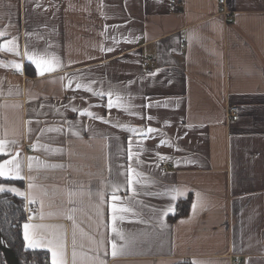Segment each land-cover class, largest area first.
Here are the masks:
<instances>
[{"label":"crops","instance_id":"1","mask_svg":"<svg viewBox=\"0 0 264 264\" xmlns=\"http://www.w3.org/2000/svg\"><path fill=\"white\" fill-rule=\"evenodd\" d=\"M219 1L0 0V162L19 153L24 177L0 186L35 198H23L21 229L44 242L24 239L27 249L49 264V239L67 264H264V0H224L227 15ZM25 53L59 67L37 75ZM100 92L119 96L120 110ZM113 185L131 210L116 258Z\"/></svg>","mask_w":264,"mask_h":264},{"label":"snow or ice","instance_id":"2","mask_svg":"<svg viewBox=\"0 0 264 264\" xmlns=\"http://www.w3.org/2000/svg\"><path fill=\"white\" fill-rule=\"evenodd\" d=\"M3 35L4 33L0 32V36H3ZM107 51H111V49H107ZM16 54L19 55L18 52ZM25 55H28V54L25 53ZM28 60L30 61L32 65H34L37 75H44L46 73H51L57 70L59 67L58 62H52L50 60L44 59L43 57L37 58L31 55H28ZM14 67L18 71L22 72L23 70L21 64H15ZM68 87L71 88V84H69ZM81 87L82 86L80 84L76 85L77 89H80ZM85 90L92 91L91 89H85ZM93 94H97L101 98H103L104 96H107L106 107L109 110H111L114 107L120 110L121 105L119 103V100L121 98L119 96H116L114 98L113 93L111 92H108V93L100 92V93H93ZM114 99L116 102H114ZM73 111H76V109L74 108ZM79 114L82 116L86 115L89 118H96V119H100L103 122H107V121H104L103 117H93V114L90 112L81 111ZM148 119H151V117H148ZM29 123H31V121H29ZM69 131L70 132L72 131L71 128L69 129ZM154 131L155 129H152L150 127L147 128L146 130H139V131L135 129L132 130L133 135H138L141 137H149V134ZM72 134L77 135V133L75 132H73ZM161 143H163V141ZM39 148H40V145L38 144L32 145V149L34 151L39 150ZM8 155H9V152H8L6 142L0 141V157H4ZM160 159H164V157H160ZM34 160H35V157L28 158V161H29L28 167L30 171L32 170V165H33ZM128 160L130 163L127 169V189L126 190L135 193L136 191L135 186L140 184V177H139V174L135 172V169L131 167V161L133 160V156L131 153V140H130V146H129ZM0 179H19V180L24 179L22 175V167H21V160H20L19 153H17L15 156H13L10 159H4L3 162H0ZM28 187L29 189H31L33 188V185L30 183ZM5 190L6 189L3 186H0V192H4ZM124 190L125 189L122 188L120 185H113L111 187L110 193L108 194V208H109V217H110L109 228H110V232L112 235V238L110 239L109 243L111 245L112 258H116L118 255L123 254L124 247L127 243V238L125 234L117 226L119 222H123L124 214L129 213L131 211L129 208L123 205V197L119 194L121 191H124ZM7 191L12 192L13 194L21 198L27 199L29 203H35L34 197H31L30 195L26 196L24 192H21L16 188H8ZM173 192L175 193V195H173L171 199L175 200L180 195V191L179 189H173ZM99 195H100V204L103 205L105 203L104 194L99 193ZM196 207L197 205L194 203L193 212H195ZM169 213H172L173 215L175 214L174 206L163 211L161 215V220L167 217ZM68 218L72 219L71 216H69ZM30 227H33V226H30L28 223H25L23 225L24 239L26 242H28V247L35 248L36 246L40 245L44 241L42 237L35 238L36 233H35L34 227H33L32 236L30 237V233H29ZM118 241H124L125 245L118 243ZM46 245H47V250L51 253V264H67L66 255H65V245L62 242H58L56 239H49L46 241ZM73 245H75V238H73ZM108 254L109 253L105 251V255H108ZM73 260H75V251H73ZM100 264H104V261L101 260Z\"/></svg>","mask_w":264,"mask_h":264},{"label":"trees","instance_id":"3","mask_svg":"<svg viewBox=\"0 0 264 264\" xmlns=\"http://www.w3.org/2000/svg\"><path fill=\"white\" fill-rule=\"evenodd\" d=\"M1 43V40H0ZM7 180L0 179V184ZM188 206L180 210V214L187 213ZM26 220L24 199L6 192H0V234L7 241L20 264H49L47 253L26 248L21 225ZM0 264H7L0 251Z\"/></svg>","mask_w":264,"mask_h":264},{"label":"water","instance_id":"4","mask_svg":"<svg viewBox=\"0 0 264 264\" xmlns=\"http://www.w3.org/2000/svg\"><path fill=\"white\" fill-rule=\"evenodd\" d=\"M0 251L3 253L7 264H20L17 256L8 245L7 241L0 234Z\"/></svg>","mask_w":264,"mask_h":264},{"label":"built area","instance_id":"5","mask_svg":"<svg viewBox=\"0 0 264 264\" xmlns=\"http://www.w3.org/2000/svg\"><path fill=\"white\" fill-rule=\"evenodd\" d=\"M175 0H172V3H174ZM219 4H220V13L223 14V15H227V11L225 10V8L222 6L224 4V0H220L219 1ZM228 20L229 21H232L231 18L228 17ZM149 62L150 61H145L143 63L144 67L147 69V70H150V67H149ZM228 116L233 120V121H236L238 119V110L236 107H229L228 108ZM162 165L165 166V167H168V163L166 161H163L162 162Z\"/></svg>","mask_w":264,"mask_h":264}]
</instances>
